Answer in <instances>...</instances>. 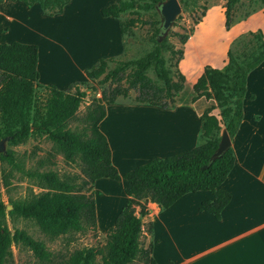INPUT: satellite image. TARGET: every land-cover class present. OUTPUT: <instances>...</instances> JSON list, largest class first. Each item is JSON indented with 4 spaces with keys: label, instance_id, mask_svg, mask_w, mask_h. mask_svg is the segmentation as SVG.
<instances>
[{
    "label": "trees",
    "instance_id": "1",
    "mask_svg": "<svg viewBox=\"0 0 264 264\" xmlns=\"http://www.w3.org/2000/svg\"><path fill=\"white\" fill-rule=\"evenodd\" d=\"M11 1L23 2L26 6L38 4L49 16L61 14L69 2ZM164 1L119 0L103 9L101 14L119 18L124 35L138 19L122 21L123 14L136 7L151 10ZM3 2L0 0V4ZM183 2L179 0V3ZM235 2H226L224 28L227 32L233 26L232 9ZM162 31V27L155 29L149 38L153 48L143 57L133 61H125L121 57L101 60L86 72L88 80L97 81L100 85L108 83V86L101 91L99 99L88 105L81 117L77 113L86 97L80 88L83 83H74L64 91L54 86L38 85L37 46L17 42L0 44V142L18 146L31 136L44 137L66 162L79 161L82 174L80 178H60L53 171L29 172V176L38 180L39 188L46 192L25 201H11L8 213L5 204L0 201V264L10 262L13 242H19L32 253L34 261L30 264H156L151 255L152 246L144 248L141 244L142 219L148 215L147 203L157 204L165 210L189 193L210 192L213 200L203 202L201 211L220 219L221 212L231 200L230 194L222 190L221 185L234 166L232 149L226 150L213 162L209 161L218 147L220 139L217 133L221 126L230 139L239 129L247 77L264 62V35L260 31L253 33L260 45L249 54L241 53L238 56L228 49L227 63L222 69L204 66L203 73L192 86L195 93L193 103L201 98L216 103L206 108L200 117L202 143L170 157L154 158L120 176L111 163L107 139L99 130L106 106L115 104L120 97L127 98L132 90L136 93L135 103L169 109L174 107L176 96L184 89L185 77L178 69L183 51L166 46L165 40L159 41ZM175 36L183 45L188 39L186 35ZM166 49L171 53L169 60L174 61L173 65L167 66V60L163 57ZM110 64H116V67L110 68ZM172 69L175 71L172 72ZM149 70L153 71L155 80L148 77ZM37 88L43 91L39 98L36 96ZM215 108L220 110L219 118L211 113ZM73 121L81 122L83 128L72 130L70 123ZM0 164L21 170L15 161V153L10 150L0 153ZM0 174L3 185L8 187L10 173L1 169ZM100 179H123L124 194L136 200L138 205L136 209L132 203H128L118 213L102 247L75 250L63 256L53 254L42 241L25 231L16 229L12 235L8 229L5 221L7 214L12 220L22 218L35 222L40 232L50 240L71 233L96 231V207L91 189ZM151 231L149 227L148 232ZM97 256L100 257L99 262H96Z\"/></svg>",
    "mask_w": 264,
    "mask_h": 264
},
{
    "label": "crops",
    "instance_id": "2",
    "mask_svg": "<svg viewBox=\"0 0 264 264\" xmlns=\"http://www.w3.org/2000/svg\"><path fill=\"white\" fill-rule=\"evenodd\" d=\"M117 1L69 0L61 14L49 16L38 4L26 6L23 2L4 0L0 4V44L17 42L37 46V83L43 87L54 86L64 91L74 83L93 81L86 78L87 71L101 60L124 54L120 19L101 14ZM245 24L241 22L225 31L226 40L221 47L207 51L214 57L213 68L222 69L226 65L230 42L245 29ZM196 36L190 37L184 51L195 45L196 38L208 40L213 32L209 30L206 35L197 32ZM193 55L195 47L188 55L185 53L180 63L179 70L185 77L184 89L189 78L192 88L203 73L205 64L184 67ZM184 89L176 96L174 107L169 109L131 103L137 105V110L128 111L130 104L119 101L106 106L99 130L107 139L111 163L120 176L154 158L170 157L200 144V117L206 108L216 103L204 98L193 103L195 93L183 97ZM211 113L219 118L220 110L215 108ZM231 149L234 166L221 185L231 200L219 220L201 211L203 202L213 200L210 192L186 194L165 210L147 203L146 217L152 228L148 246H152L151 255L156 264H264L263 67H257L247 77L243 118L231 139ZM102 181L113 184L111 179ZM120 181L124 190L125 181ZM130 200L134 199L124 194L121 208L114 214L115 207H109L104 219L112 218L106 233ZM146 217L142 219L143 228ZM96 222L99 225L97 209Z\"/></svg>",
    "mask_w": 264,
    "mask_h": 264
},
{
    "label": "rangeland",
    "instance_id": "3",
    "mask_svg": "<svg viewBox=\"0 0 264 264\" xmlns=\"http://www.w3.org/2000/svg\"><path fill=\"white\" fill-rule=\"evenodd\" d=\"M226 2L227 0H184L183 3H179L181 13L175 19L169 30H163L158 37L159 41H166V46H172L174 49H181L183 51L182 59L178 62V69L181 61L184 59L185 53L188 55L194 47L195 55L190 58V61H187L184 67H194V65L197 67L199 64L214 67V64H212L214 61L212 58L214 57L207 51L213 48L219 49L226 40L224 28ZM160 6H156L151 10L136 7L121 16L122 21L130 18L138 19L135 26L127 29L124 33L125 49L121 59L133 61L143 57L152 50L153 44L149 38L155 29L162 27L163 23L159 12ZM232 19L233 26L241 22H246V24L245 29L230 42L229 49H232L238 56L241 53L249 54L254 50L256 51L260 45V41L253 36V33L255 34L260 31L264 35V0H236L232 9ZM153 22L156 24L153 25ZM209 30L213 32V36L210 39H201V41L196 38L195 45L193 44V46H190L184 51V46L187 45L190 37L194 35L197 37V32L206 35ZM175 34L186 35L188 37L186 43L184 45L181 44ZM200 46L202 47L200 48ZM163 57L167 60V66L173 65L174 61L170 62L171 53L167 49L163 51ZM114 67H116V64H110V68ZM260 67H263L264 70V62ZM174 71L172 69V72ZM147 75L153 80L156 79L152 70H149ZM187 81L188 83L185 84V89L182 93L183 97H188L190 93H193L189 85L191 79L189 78ZM107 86L108 83L100 85L97 81L83 82L80 88L86 93V97L79 107L78 117H81L85 113L86 108L93 100L101 97V91L107 88ZM42 95V89L37 88L36 96L39 98ZM135 96L136 93L131 90L127 98L120 97L117 101L128 105L130 104L128 111H135L137 110L135 108L137 105L131 104L135 103ZM197 107H195V112L198 111L199 107ZM70 128L74 131H79L83 128V125L79 121H73L70 123ZM223 130L224 127L221 126V129L217 133L219 139ZM199 142H203L200 136ZM9 150L15 153V161L19 164L21 170L12 169L8 165L0 164V172L1 169H4L5 173H10L11 175L9 178V186L5 187L1 181L0 174V201L5 204L7 213L11 210V201H25L33 196L39 195V193L46 192V190L39 188L38 180L33 176H29V172L53 171L60 178L82 177L79 161L66 162L64 157L60 153H57L54 145L44 137L31 136L18 146H10L6 141L0 142V153H5ZM102 180H99L98 185L95 182L92 189L96 209L98 210L99 225H97L96 231L87 230L84 233H71L50 240L40 232L38 226L33 221H27L22 218L12 220L7 214L5 220L6 225L12 235L16 229L25 231L33 238L42 241L46 248L53 254L68 256L75 250L81 251L102 247L106 242L105 230L112 218L109 216V219L107 218L108 220H105L104 218L106 216L104 214L110 210L109 207L111 205L116 208L112 210V214L117 212L116 210L121 208L119 206H121L124 197V192L120 184L121 181H113V184H107V182ZM130 202L138 209L136 201L130 200ZM150 225V220L146 217L144 219V234L141 237V244L144 248L151 243L148 232ZM10 251L11 260L8 264H30L34 261L32 253L19 242H13ZM99 261L100 257L97 256L96 262Z\"/></svg>",
    "mask_w": 264,
    "mask_h": 264
},
{
    "label": "water",
    "instance_id": "4",
    "mask_svg": "<svg viewBox=\"0 0 264 264\" xmlns=\"http://www.w3.org/2000/svg\"><path fill=\"white\" fill-rule=\"evenodd\" d=\"M160 15L162 17L163 23L162 28L164 31H168L169 28L173 25L175 19L181 13V6L178 0H166L160 6ZM231 148V139L224 129L222 131L220 141L216 151L210 157V163L219 158L226 150Z\"/></svg>",
    "mask_w": 264,
    "mask_h": 264
}]
</instances>
